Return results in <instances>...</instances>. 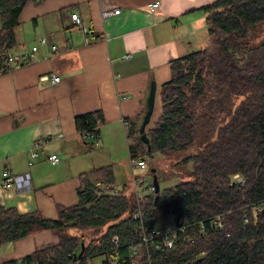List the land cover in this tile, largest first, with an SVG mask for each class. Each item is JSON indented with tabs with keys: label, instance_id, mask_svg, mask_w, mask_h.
Wrapping results in <instances>:
<instances>
[{
	"label": "trees",
	"instance_id": "16d2710c",
	"mask_svg": "<svg viewBox=\"0 0 264 264\" xmlns=\"http://www.w3.org/2000/svg\"><path fill=\"white\" fill-rule=\"evenodd\" d=\"M29 1L0 0V63L18 52L17 32ZM203 9L209 43L170 62L161 112L147 131L150 147L141 135L131 143L132 158L160 152L191 163L189 178L161 188L156 206L153 183L141 202L144 223L173 215L181 235L192 241L159 249L142 245L133 254L138 199L125 187L115 194L97 184L116 181L108 164L94 169L96 180L79 173L78 201L58 204L56 218L0 205V247L46 229L58 233L55 243L0 264H93L97 255L108 264L110 253L121 264H264V38L256 41L252 34L264 22V0H213ZM103 122L101 109L75 116L79 132H95L92 139L82 136L91 145L100 139ZM235 173L245 181L233 182ZM216 214L222 227L213 220Z\"/></svg>",
	"mask_w": 264,
	"mask_h": 264
},
{
	"label": "crops",
	"instance_id": "0c3cea01",
	"mask_svg": "<svg viewBox=\"0 0 264 264\" xmlns=\"http://www.w3.org/2000/svg\"><path fill=\"white\" fill-rule=\"evenodd\" d=\"M154 1L31 0L25 5L16 51L31 50L34 44L38 49L29 63L0 73V205L56 218L58 204L78 201L79 173L87 171L97 179L93 171L102 165L82 166L81 156L92 150L76 129L78 113L101 109L104 122L97 141L105 147L111 143L110 148L127 145L131 157L155 81L146 130L155 126L170 62L200 48L206 39L209 43L203 6L213 0H158L152 9ZM118 7L119 13L105 14ZM74 12L87 33L75 25ZM42 36L47 42L39 43ZM53 73L60 76L58 82L52 81ZM123 118L131 123L125 126ZM4 168L30 172V185H3ZM57 240V231L46 229L7 242L0 247V260L19 259Z\"/></svg>",
	"mask_w": 264,
	"mask_h": 264
},
{
	"label": "rangeland",
	"instance_id": "374dc122",
	"mask_svg": "<svg viewBox=\"0 0 264 264\" xmlns=\"http://www.w3.org/2000/svg\"><path fill=\"white\" fill-rule=\"evenodd\" d=\"M252 34L256 41H259L262 38H264V22L258 24V26L256 27V29L253 31ZM40 42H41V37L39 39V43ZM28 44H31V41H28ZM207 44H208V39H206V41L203 43V45H201V47H205L207 46ZM34 45H37L38 47V44H34ZM52 45H51V49L55 51ZM127 125L128 124H125V126ZM149 128H152V126L151 127L148 126L146 131H148ZM78 133L82 137V133L79 131ZM86 139H92V138L86 137ZM108 145H111V143H109ZM108 145L107 147H105L103 145V141L102 143H100V141H95L94 146L90 145L89 149L92 150V153L83 154V156H81L83 158L82 166L88 170V169L93 168L94 166L111 164L113 167L114 173L116 175V182H118L121 185H124L126 192L131 196L135 195L136 193H139V195L142 196L144 195V193H147L150 191L148 186L152 184V174H153L151 171V167H156V172L158 173V176H159L161 188H164L166 186H173L177 182L181 181L182 179L189 178V176L191 175L190 173L191 163L184 165L182 163L175 162L176 160L175 158L165 159V156L161 155L160 152H155L152 155L146 154L144 158L141 156L132 158L130 157V153H129L127 145H125L126 148L124 149H121L122 147H111L110 148ZM145 145H146V149L147 147H150V143L149 144L145 143ZM139 159L145 160L146 162L145 168H140L137 165H134V166L132 165L135 160H139ZM233 180H234L233 182L245 181L244 177H243V180L235 179L234 174H233ZM1 181H4L3 175H2ZM134 181H139V182L135 184ZM102 183L105 185L111 184L115 188H117V190L119 191L120 187H118L112 182H102ZM100 187H102V184ZM156 226L161 229H167V230H173L174 228L177 227L174 221L173 215H169L159 220L156 223ZM201 228L204 229V224H202ZM103 259H104V255L103 256L97 255L93 257L91 261L93 264H104Z\"/></svg>",
	"mask_w": 264,
	"mask_h": 264
},
{
	"label": "built area",
	"instance_id": "2783aa9c",
	"mask_svg": "<svg viewBox=\"0 0 264 264\" xmlns=\"http://www.w3.org/2000/svg\"><path fill=\"white\" fill-rule=\"evenodd\" d=\"M160 1H154L150 3V7L153 9L154 7L158 6ZM120 8H115L112 11H106L105 14H110V13H119ZM73 20H75V25L79 26L80 28L83 29L84 33L88 32L87 26H85L82 23V20L80 19L79 13L74 12L72 14ZM41 42H47V36H42L41 37ZM53 49H57V45L53 44ZM38 49L37 45H33L31 50H24V51H18L14 52L12 55H10L8 58H6L2 63H0V71L1 70H12L14 68L20 67L22 65H25L29 63L35 56V51ZM130 56V54L126 55ZM60 80V76L56 74H52V81L53 82H58ZM123 123L125 124H130L131 121L129 119H124L123 118ZM83 137H90L93 138L95 137V132L94 131H84L82 133ZM50 158L53 161L57 160L56 154H51ZM139 166L140 168H145L146 167V162L144 159H139L135 160L134 163L132 164ZM2 175L4 176V181L3 184L5 186H14V185H20V186H28L30 185V178L31 174L30 172H25L21 174H15L13 173L9 168H4ZM234 178L237 180H243V177L239 173L234 174ZM140 179V178H139ZM135 184H137L139 181H134ZM141 182V181H140ZM242 182V181H240ZM97 184L101 186L104 189H111L113 193H117L118 190L111 184H103L102 182L98 181ZM149 188H153L151 185ZM135 196L138 199V207L133 211V217L135 219H140L139 222L134 227V233L139 236V239H137L136 242H134L132 246V251L133 254H138L140 251V246L145 245L146 247H151L154 249H159V248H167V247H174L176 243L178 242H184V243H189L192 241L188 236L181 235L180 229L178 227L174 228L173 230H167V229H161L157 227L156 225H151L148 226L146 223H144V214H145V209L143 208V203L141 202L142 196L139 195V193H136ZM141 203V204H140ZM143 204V205H142ZM216 224L220 227L223 226L222 223V216L217 214L216 217L214 218ZM118 236L114 235L112 237V241L118 244ZM98 239L97 241H99ZM115 249V247H112ZM108 264H121L117 258H114L111 256V253L109 254V262ZM157 264H162V263H157Z\"/></svg>",
	"mask_w": 264,
	"mask_h": 264
},
{
	"label": "water",
	"instance_id": "95a60500",
	"mask_svg": "<svg viewBox=\"0 0 264 264\" xmlns=\"http://www.w3.org/2000/svg\"><path fill=\"white\" fill-rule=\"evenodd\" d=\"M155 81L151 82V88H150V94L148 97V106H147V110L144 114L143 117V121L141 123L140 126V133H141V138L145 143H150V137L147 134L146 131V125L148 124V122L150 121L151 115L153 113V109H154V103H155V90H156V86H155ZM151 171H152V183L154 185L155 188V195H154V206L157 205L159 198H160V180H159V176L158 173L156 172V167H151ZM83 248H84V242H82V250L78 253V256H81L83 253Z\"/></svg>",
	"mask_w": 264,
	"mask_h": 264
}]
</instances>
